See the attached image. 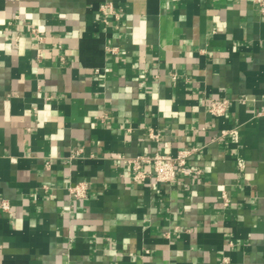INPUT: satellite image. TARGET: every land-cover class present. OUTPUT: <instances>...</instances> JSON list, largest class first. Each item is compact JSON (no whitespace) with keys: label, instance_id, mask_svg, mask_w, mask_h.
Here are the masks:
<instances>
[{"label":"crops","instance_id":"0c3cea01","mask_svg":"<svg viewBox=\"0 0 264 264\" xmlns=\"http://www.w3.org/2000/svg\"><path fill=\"white\" fill-rule=\"evenodd\" d=\"M262 7L0 0V264H264ZM183 149L197 174L132 179Z\"/></svg>","mask_w":264,"mask_h":264},{"label":"built area","instance_id":"2783aa9c","mask_svg":"<svg viewBox=\"0 0 264 264\" xmlns=\"http://www.w3.org/2000/svg\"><path fill=\"white\" fill-rule=\"evenodd\" d=\"M260 2L262 7V13H264V1L256 0ZM101 14L104 16L106 22L109 18H118V12L114 8L113 4L109 1H105L99 8ZM35 37L39 42L43 41V36L39 34L37 29H32ZM174 79V76H173ZM230 105L228 99H214L211 101L208 107V113L212 117H219L224 115ZM228 136L232 142H237L238 134L236 129L229 131H221L219 138ZM152 138L157 136L152 135ZM195 150L183 149L180 150L175 156H168L160 153H155L152 156H136L134 158L127 159L126 162L131 166L132 179L135 182H144L147 179L153 178L157 183H172L177 180L179 176L190 177L198 172L188 165V159L194 153ZM242 167V163H239ZM87 184L79 182L71 188V194L75 199H82L87 194ZM225 202H227L225 200ZM0 206L3 211H9V204L7 201L2 200Z\"/></svg>","mask_w":264,"mask_h":264}]
</instances>
